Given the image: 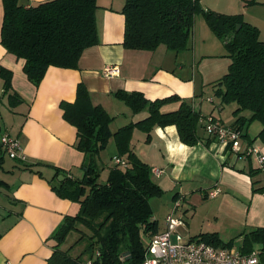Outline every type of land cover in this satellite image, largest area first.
<instances>
[{
  "label": "crops",
  "instance_id": "obj_1",
  "mask_svg": "<svg viewBox=\"0 0 264 264\" xmlns=\"http://www.w3.org/2000/svg\"><path fill=\"white\" fill-rule=\"evenodd\" d=\"M40 1L43 0H19L26 6ZM124 1L96 0L98 44L82 52L76 68L47 67L38 85L24 73V60L7 52L0 42V65L11 71L12 88L23 98L17 106L9 107L0 78V136L7 132L18 138L25 155V161H18L0 153V264H46L54 244L51 236L67 214L78 210V204L58 196L53 185L57 179H64L63 173L79 178L84 173V154L75 148L76 128L63 118L60 107L62 101L75 99L79 83L89 91L91 102L101 105L113 117L112 132L147 115L146 111L133 113L114 96L118 90L139 91L151 100L177 95L191 100L201 115L217 114L226 125L235 119L234 103L214 100V83L227 72L231 60L205 20L201 16L195 19L187 50L175 53L164 45L153 51L127 49L122 44ZM200 3L216 12L241 14L244 21L258 28L259 39L264 41V0ZM3 12L0 0V33ZM105 66L114 67L115 74L104 76ZM205 87L208 90H203ZM225 105L229 110L224 114ZM178 106V101L169 102L162 105L161 111ZM260 129L261 126L255 127L253 136L247 129L249 138H254ZM146 136L135 128L130 146L141 160L161 171L152 178L162 188L168 208L177 198L187 203L185 210L196 208V202L201 205L209 198L215 226L205 233L215 232L223 241L241 242L240 233L264 227V192H252V179L259 181L258 186L264 185V173L260 170L251 178L248 171L259 169L258 163L254 153L243 154L249 146L264 152L259 139L250 144L248 137H241L242 152L234 154L216 139L208 145L183 144L175 125L154 127L148 141ZM115 155L114 145L110 165L102 166L107 169L105 180ZM198 191L203 192L202 199L206 198L203 202L199 197L192 199ZM210 191L216 194L210 196ZM219 220L227 226L225 230L223 225L217 226ZM162 229L163 225L158 227L159 231Z\"/></svg>",
  "mask_w": 264,
  "mask_h": 264
},
{
  "label": "trees",
  "instance_id": "obj_2",
  "mask_svg": "<svg viewBox=\"0 0 264 264\" xmlns=\"http://www.w3.org/2000/svg\"><path fill=\"white\" fill-rule=\"evenodd\" d=\"M3 20L0 42L9 53L24 60L23 71L28 80L38 85L47 67L76 68L82 52L98 44L95 18L96 0H43L24 5L19 0H2ZM123 46L127 49L155 50L159 45L178 53L190 46L195 19L201 16L212 33L223 43L231 62L227 72L214 83V95L223 104H235L232 124L241 137H248V124L257 120L261 129L249 143L259 139L264 145V41L259 39L257 27L244 21L241 14H224L206 9L200 0H125ZM237 25L240 28L236 30ZM12 73L0 65L3 96L9 107L23 98L13 90ZM114 96L123 101L133 113L147 115L127 123L114 132L110 130L113 117L99 104L94 105L87 88L79 83L73 101H62L63 118L76 128L75 148L84 154L82 177L56 180L53 189L58 196L78 204L75 214H67L51 238L52 253L46 264H85L95 252V264H140L153 234L158 232L150 199L161 195L162 188L152 178V168L141 160L130 146L133 130L146 133V140L154 127L175 125L179 140L193 146L208 145L214 137L205 130L200 112L192 101L177 95L154 100L139 91L118 90ZM178 101L179 106L168 112L162 105ZM203 132H199L200 130ZM113 138L116 155L124 165L109 168L105 181L99 182L97 156ZM0 153L4 150L0 145ZM260 169L251 168L254 178ZM59 173L56 174V176ZM252 179V192H264ZM78 238L62 247L71 232ZM237 248L248 253L256 250L264 264V227H253L239 234ZM144 237L147 238L144 241ZM198 237L215 246L231 247L235 239L223 241L215 232ZM84 240L77 255L71 250Z\"/></svg>",
  "mask_w": 264,
  "mask_h": 264
},
{
  "label": "built area",
  "instance_id": "obj_3",
  "mask_svg": "<svg viewBox=\"0 0 264 264\" xmlns=\"http://www.w3.org/2000/svg\"><path fill=\"white\" fill-rule=\"evenodd\" d=\"M114 67L105 66L102 70L104 76L114 75ZM205 125L206 132L219 142L227 146L231 152L238 154L241 151L240 132L231 126L224 124L219 118L212 114L201 118ZM0 145L4 152L12 159L25 161L21 141L5 132L0 136ZM254 153L258 168L264 173V152L249 146L243 154ZM112 162L124 165V161L113 156ZM160 170L152 168L154 175H159ZM216 191H210L209 195L214 196ZM181 198L176 199L172 210L164 218V227L156 232L148 241L144 259L140 264H262L256 250L244 253L238 248L215 246L199 237L184 238L179 229L184 227L185 220L175 216L176 209L181 205ZM174 236V241L172 240ZM98 251L92 258H88L85 264H95Z\"/></svg>",
  "mask_w": 264,
  "mask_h": 264
},
{
  "label": "rangeland",
  "instance_id": "obj_4",
  "mask_svg": "<svg viewBox=\"0 0 264 264\" xmlns=\"http://www.w3.org/2000/svg\"><path fill=\"white\" fill-rule=\"evenodd\" d=\"M200 41V40H199ZM186 53H184L185 55ZM183 55V54H181ZM203 90H208L207 87H205ZM214 100L218 101V97L214 98ZM212 103V102H211ZM219 108H217L216 110L218 111ZM229 110V106L225 105V109H224V114ZM216 118H218L217 114H214ZM258 126H261V123L257 120H253L248 124V130L251 136L254 135V130L255 127L258 128ZM114 140L111 137L108 141L107 146L105 147V149H103L100 154L97 156V163L98 166L100 168V177L98 179L99 182H103L102 180H105L106 174H107V169L104 168L102 169V166L106 163L110 165V156L113 153L114 150ZM104 170V172H103ZM193 197L192 199H196L197 197H199L200 199H202L203 197V192L198 191L193 193ZM163 192L161 193V195H157L154 196L150 199V203H151V207H152V211H153V215L155 216L156 220H157V225L158 227L162 226L164 227V218L167 215V213H169L172 208L173 205L175 204V200L172 203V206L170 208H168L167 203L168 201H164L163 200ZM169 196V195H168ZM178 199V198H177ZM206 199V198H203ZM201 200L202 202L204 200ZM208 199V200H207ZM206 201L203 204H197V202L195 203L196 208L195 207H191L188 210H185V206H187V203H185L184 200H181V205L176 209L175 211V216L177 217H181L185 220V225L183 227V229H179V232L184 236V238H189L191 236H193L194 238L198 237L199 234L201 233H205V230H212L211 228H214V223H215V219L214 217H212V213H213V209L210 208L211 205V200H209V198H207ZM193 206V205H192ZM224 226L223 230H225L224 228H226L227 226L225 225L224 222H219L217 223V226ZM203 230V231H202ZM79 233L78 232H71L69 233V235L67 236L65 242L62 244L63 248L68 247L69 245H71L72 243H74V241L78 238ZM147 238L144 237V241H146ZM172 240L174 241V236L172 238ZM228 241V239H225V242ZM84 240L81 242H77V244H75V246L73 247V249L71 250V254L72 255H77L80 253V251L83 249L84 247ZM240 244L239 240H235L232 247L237 248V246Z\"/></svg>",
  "mask_w": 264,
  "mask_h": 264
},
{
  "label": "water",
  "instance_id": "obj_5",
  "mask_svg": "<svg viewBox=\"0 0 264 264\" xmlns=\"http://www.w3.org/2000/svg\"><path fill=\"white\" fill-rule=\"evenodd\" d=\"M239 28H240V25H237L236 30H238Z\"/></svg>",
  "mask_w": 264,
  "mask_h": 264
}]
</instances>
